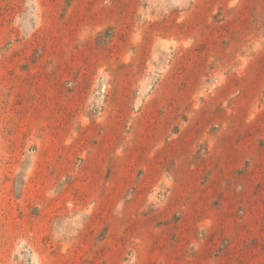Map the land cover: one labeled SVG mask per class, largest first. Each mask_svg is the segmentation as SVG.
Wrapping results in <instances>:
<instances>
[{
    "label": "rangeland",
    "instance_id": "rangeland-1",
    "mask_svg": "<svg viewBox=\"0 0 264 264\" xmlns=\"http://www.w3.org/2000/svg\"><path fill=\"white\" fill-rule=\"evenodd\" d=\"M0 264H264V0H0Z\"/></svg>",
    "mask_w": 264,
    "mask_h": 264
}]
</instances>
